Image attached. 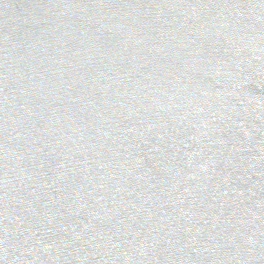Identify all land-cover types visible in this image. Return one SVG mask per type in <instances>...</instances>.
<instances>
[{"label":"water","instance_id":"95a60500","mask_svg":"<svg viewBox=\"0 0 264 264\" xmlns=\"http://www.w3.org/2000/svg\"><path fill=\"white\" fill-rule=\"evenodd\" d=\"M0 264H264V0H0Z\"/></svg>","mask_w":264,"mask_h":264}]
</instances>
